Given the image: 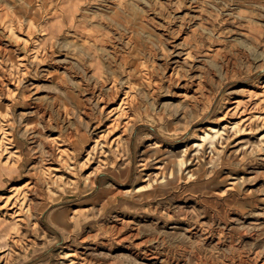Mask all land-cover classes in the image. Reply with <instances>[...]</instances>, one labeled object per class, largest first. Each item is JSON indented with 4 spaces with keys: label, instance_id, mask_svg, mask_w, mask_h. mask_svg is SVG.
<instances>
[{
    "label": "rangeland",
    "instance_id": "1",
    "mask_svg": "<svg viewBox=\"0 0 264 264\" xmlns=\"http://www.w3.org/2000/svg\"><path fill=\"white\" fill-rule=\"evenodd\" d=\"M0 264H264V0H0Z\"/></svg>",
    "mask_w": 264,
    "mask_h": 264
},
{
    "label": "bare ground",
    "instance_id": "2",
    "mask_svg": "<svg viewBox=\"0 0 264 264\" xmlns=\"http://www.w3.org/2000/svg\"><path fill=\"white\" fill-rule=\"evenodd\" d=\"M71 3V2H70ZM84 3V2H83ZM69 8V7H68ZM70 10V9H69ZM66 12V11H65ZM58 13V12H57ZM60 13V12H59ZM65 14V13H64ZM62 15V14H61ZM75 15V14H74ZM68 17H69V15H68ZM74 24V23H73ZM52 41V40H51ZM83 47V46H82ZM83 50V49H82ZM90 50V49H89ZM97 59V58H96ZM100 65V64H99ZM100 71V70H99ZM99 75V74H98ZM171 76V75H170ZM135 83H133V82H131L130 84H129V87H128V90H125L124 91V98H122V100H121V103H120V105L118 106V108L117 109H121V107H122V105H123V103L125 104H127V103H129V104H132V108H135V107H139L138 106V103H136V101H134V95H133V88L135 87ZM152 86V84H149V87H151ZM199 88L197 87V89L196 90H194V89H192L190 92H192V94H191V96H188V94H187V96H185V100H186V103L185 104H181V106L182 107H184V106H187V105H189L192 101H193V99L194 98H196V94H197V90H198ZM175 94V93H174ZM111 97V100H114L115 99V96H114V98L112 97V96H110ZM191 100V101H190ZM125 106V105H124ZM105 109V108H104ZM113 111H115V109H113L112 111H110L109 113H111V112H113ZM108 113V114H109ZM116 115V112L112 115V116H115ZM121 115V114H120ZM109 116V115H108ZM128 123V122H127ZM102 124V122H100L99 123V125H101ZM106 124V123H105ZM109 128V127H108ZM213 129V128H212ZM104 135V134H103ZM116 140V139H115ZM59 153V152H58ZM80 163V162H79ZM9 168V167H8ZM53 172V171H52ZM25 194L26 193H24V196H25ZM22 197V196H21ZM25 199H26V197H25ZM24 206V205H23ZM20 216V215H19ZM20 222V221H19Z\"/></svg>",
    "mask_w": 264,
    "mask_h": 264
}]
</instances>
